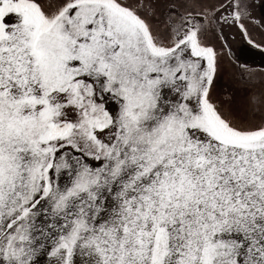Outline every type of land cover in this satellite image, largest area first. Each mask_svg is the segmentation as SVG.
<instances>
[{"label": "snow or ice", "instance_id": "1", "mask_svg": "<svg viewBox=\"0 0 264 264\" xmlns=\"http://www.w3.org/2000/svg\"><path fill=\"white\" fill-rule=\"evenodd\" d=\"M0 264H264V0H0Z\"/></svg>", "mask_w": 264, "mask_h": 264}]
</instances>
